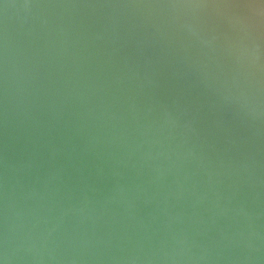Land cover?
Returning a JSON list of instances; mask_svg holds the SVG:
<instances>
[{
    "label": "bare ground",
    "instance_id": "1",
    "mask_svg": "<svg viewBox=\"0 0 264 264\" xmlns=\"http://www.w3.org/2000/svg\"><path fill=\"white\" fill-rule=\"evenodd\" d=\"M102 1L221 132L211 146L234 210L225 214L214 184L198 176L202 157L188 151L194 143L172 144L176 122H165L167 109L136 73L79 14L56 10V32L75 46L81 76L79 112L86 117L75 130L87 158L84 180L104 206L95 216H65L0 190V264H194L155 248L175 223L214 252L217 264H264V236L242 232L244 222L234 218L246 208L264 223V84L234 60L188 0ZM141 156L147 166L130 168ZM158 158L184 172V192L172 188L170 173L157 180Z\"/></svg>",
    "mask_w": 264,
    "mask_h": 264
},
{
    "label": "water",
    "instance_id": "2",
    "mask_svg": "<svg viewBox=\"0 0 264 264\" xmlns=\"http://www.w3.org/2000/svg\"><path fill=\"white\" fill-rule=\"evenodd\" d=\"M188 1L234 60L264 84V0ZM56 10L79 14L96 30L98 40L116 51L152 91V100L167 109L165 122H176L172 144L194 143L188 151L202 157L198 176L211 180L230 215L234 208L211 146L220 141L221 132L196 110L190 96L162 75L102 0H0V190L65 216H95L104 206L84 180L87 158L75 130L86 117L79 112L81 76L75 46L62 42L56 32ZM220 149L224 156L231 153L228 146ZM147 164L141 156L129 166L140 170ZM153 172L158 181L170 173L172 188L186 190L184 172L164 158H158ZM237 213L235 221L244 222L242 232L264 236V223L252 220L248 209ZM155 248L164 254L176 252L194 264H217L215 253L192 239L179 223L167 224Z\"/></svg>",
    "mask_w": 264,
    "mask_h": 264
}]
</instances>
